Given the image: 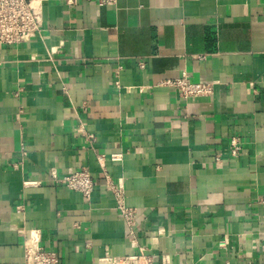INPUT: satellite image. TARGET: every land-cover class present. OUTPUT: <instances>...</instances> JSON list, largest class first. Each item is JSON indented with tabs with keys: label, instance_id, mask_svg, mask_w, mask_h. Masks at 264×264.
<instances>
[{
	"label": "crops",
	"instance_id": "obj_1",
	"mask_svg": "<svg viewBox=\"0 0 264 264\" xmlns=\"http://www.w3.org/2000/svg\"><path fill=\"white\" fill-rule=\"evenodd\" d=\"M183 72L213 94L164 84ZM99 154L122 155L105 165L136 242ZM81 167L90 200L52 177ZM28 230L61 264L139 246L154 264H264V0H44L41 36L0 46V264H24Z\"/></svg>",
	"mask_w": 264,
	"mask_h": 264
},
{
	"label": "built area",
	"instance_id": "obj_2",
	"mask_svg": "<svg viewBox=\"0 0 264 264\" xmlns=\"http://www.w3.org/2000/svg\"><path fill=\"white\" fill-rule=\"evenodd\" d=\"M43 1L44 0H0V46H13L29 43L37 36H41L43 30ZM100 5H113L116 0H98ZM61 44L49 47L48 51H55ZM32 59H35L33 56ZM164 84L175 89L183 99L198 96H210L214 92V82L193 81L190 75L183 72L179 77L168 79ZM89 141L95 136L87 133ZM242 151L241 139L232 136L228 153L230 158H236ZM121 154H99L98 162L105 176L106 189L110 191L116 201V210L125 221L128 233L133 242L137 241L138 223L137 209L126 203L125 188L121 182H116L106 169V159L119 161ZM229 158V159H230ZM225 159L223 152L215 155V162L222 163ZM52 177L67 188L80 192L87 200H90L95 189L96 180L88 167L70 169L67 174L59 176L52 171ZM225 246V240L219 243ZM138 253L128 256H112L106 254L102 258V264H154L153 258L147 254L145 247H138ZM24 264H61L58 253L45 248L41 243V236L37 230H28L24 233L23 241ZM167 261L164 260L163 264Z\"/></svg>",
	"mask_w": 264,
	"mask_h": 264
}]
</instances>
